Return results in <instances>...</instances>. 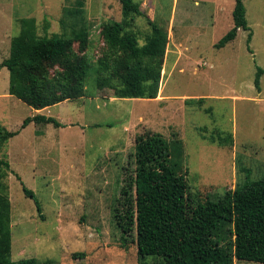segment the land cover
Wrapping results in <instances>:
<instances>
[{
  "label": "rangeland",
  "instance_id": "obj_1",
  "mask_svg": "<svg viewBox=\"0 0 264 264\" xmlns=\"http://www.w3.org/2000/svg\"><path fill=\"white\" fill-rule=\"evenodd\" d=\"M134 1L169 33L164 89L157 99L115 97L119 0H84L87 46L82 50L75 41L70 48L90 58L86 96L36 111L9 94L10 72L0 67V157L13 170L7 180L10 261L162 264L174 239L154 245L138 240L139 137L158 134L168 143L169 165L185 178L187 210L235 189L248 176L257 180L264 174V75L260 89L255 86L257 68L264 69V0H243L251 43L248 31L240 29L222 48L215 45L233 27L235 0ZM77 8L78 0H0V65L10 56L20 19L35 18L41 37L61 42L63 22L75 21L66 14ZM134 24L143 45L151 27L145 16ZM38 114L61 126L21 128L25 118ZM15 131L20 134L8 136ZM220 136H232L233 143L219 145ZM23 186L35 193L41 212ZM125 221L133 224L126 243L119 227ZM229 243L225 239L222 246ZM3 248L4 239L0 252ZM227 258V264H259Z\"/></svg>",
  "mask_w": 264,
  "mask_h": 264
},
{
  "label": "trees",
  "instance_id": "obj_2",
  "mask_svg": "<svg viewBox=\"0 0 264 264\" xmlns=\"http://www.w3.org/2000/svg\"><path fill=\"white\" fill-rule=\"evenodd\" d=\"M119 2L123 20L118 23L120 34L115 41L118 50L115 97L157 99L164 87L162 78L169 44L168 30L144 15L134 0ZM83 4L84 0H78L79 8L67 12L66 17L75 21L72 24L63 22L66 31L61 42L49 40L47 36L41 37L35 18L19 20L20 32L11 40L10 56L0 65L10 72L11 95L36 110L86 96L91 61L87 54L80 57L70 48L75 41L80 42L82 50L87 46L89 31L82 17ZM246 13L243 0H235L233 27L215 47L222 48L234 41L240 29L248 31L247 42L251 43L253 32ZM138 16H145L151 27V33L143 45L134 29ZM108 33L111 34L110 31ZM47 63H57L59 68L52 70ZM263 75L264 69L258 67L255 79L257 89H260ZM203 102V98L199 99L198 104L201 106ZM33 121L61 126L53 117L36 115L27 117L22 128ZM7 134L13 137L17 132ZM217 141L219 145H226L231 143L232 136H220ZM137 145L141 147V154L135 178V212L140 244L154 245L165 237L173 238L175 243L162 264H227L225 261H228V256H234L240 261L264 264V174L257 180L248 176L235 189L187 210L185 178L170 167L169 145L165 139L158 134L139 137ZM11 172L8 160L0 157V240L4 239L0 264H53L52 261L41 262L34 258L10 261L11 201L7 179ZM23 191L35 201L38 212H41V204L35 193L25 186ZM119 227L125 234L123 241L126 243L125 236L132 231L133 224L125 221ZM225 239L230 241L227 249L222 246ZM74 256L80 257L83 254Z\"/></svg>",
  "mask_w": 264,
  "mask_h": 264
},
{
  "label": "crops",
  "instance_id": "obj_3",
  "mask_svg": "<svg viewBox=\"0 0 264 264\" xmlns=\"http://www.w3.org/2000/svg\"><path fill=\"white\" fill-rule=\"evenodd\" d=\"M203 3L205 2V3H207V4H216V3H219V0H205V1H202ZM204 3V4H205ZM206 6V5H205ZM163 89H164V87H163ZM162 92H163V90H162ZM162 92H161V94H162ZM10 94V93H9ZM160 94V95H161ZM11 95V94H10ZM159 95V96H160ZM13 96V95H12ZM158 96V97H159ZM18 99V98H17ZM21 101V100H20ZM74 101H76V100H74ZM74 101H64V102H62V103H65V102H74ZM24 103V102H23ZM62 103H59V104H57V105H60V104H62ZM26 104V103H25ZM27 105V104H26ZM8 106V104H4V107H7ZM29 106V105H28ZM54 106H56V105H54ZM29 107H31V106H29ZM53 106H51V107H47V108H45V109H47V110H50L51 108H52ZM32 108V107H31ZM34 109V108H33ZM45 109H41V110H36V109H34V110H36V111H41V112H43ZM38 115H42V114H38ZM36 116V115H35ZM45 116V115H44ZM30 117H34V116H30ZM47 117H51V116H47ZM54 118V117H53ZM26 119V118H25ZM32 123H36V124H44V123H37V122H32ZM31 124V123H30ZM21 128H22V126H21ZM22 129H25V128H22ZM15 132H17V134L15 135V136H17V135H19L20 134V131H15ZM15 136H13V137H15ZM10 137V136H9ZM43 153H45V150H43ZM46 153H47V150H46ZM7 159V158H6ZM9 162V161H8ZM10 167H11V164H10ZM12 169V168H11ZM13 171V170H12ZM12 173V172H11ZM10 173V174H11ZM9 174V175H10ZM8 180V179H7ZM9 184V183H8ZM11 201V200H10ZM11 215H12V206H11Z\"/></svg>",
  "mask_w": 264,
  "mask_h": 264
}]
</instances>
